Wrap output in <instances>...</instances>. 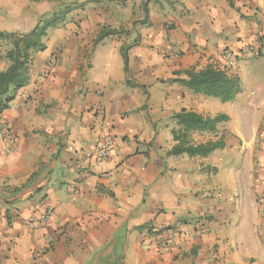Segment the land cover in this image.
<instances>
[{
    "label": "crops",
    "instance_id": "0c3cea01",
    "mask_svg": "<svg viewBox=\"0 0 264 264\" xmlns=\"http://www.w3.org/2000/svg\"><path fill=\"white\" fill-rule=\"evenodd\" d=\"M56 2L0 0V19L27 33ZM148 18L124 64L142 85L96 79L94 51L81 78L83 36L33 55L29 84L0 113L16 139L8 153L0 136V264H264V0H176L151 5ZM247 44L261 54L243 56ZM209 64L240 77L234 100L173 82ZM183 109L226 115L215 133L193 134L224 146L171 154Z\"/></svg>",
    "mask_w": 264,
    "mask_h": 264
},
{
    "label": "trees",
    "instance_id": "16d2710c",
    "mask_svg": "<svg viewBox=\"0 0 264 264\" xmlns=\"http://www.w3.org/2000/svg\"><path fill=\"white\" fill-rule=\"evenodd\" d=\"M63 4L68 6L65 2L60 3V5ZM67 12L68 10H54L50 19L40 25L38 24L28 33L0 30V41H6L10 45V49L6 52L9 66L0 71V113L10 107L9 104L14 99L15 93L29 84L33 55L47 49L44 38L48 35V30L57 26L64 19ZM115 33V30L107 31L103 28L95 40V44ZM121 52L127 70L128 51L122 48ZM176 75L178 77L174 78L173 82H178L196 93L220 98L224 102L234 100L241 91L239 76L228 74L225 69L213 64L201 69L195 67L185 69L177 72ZM173 118L176 120L177 127L172 131L176 144L171 149V154L206 157L216 149L224 146V142L220 139L195 143L193 134L197 132L215 133L218 129V123L227 120L226 115L219 114L211 117L183 109L175 113Z\"/></svg>",
    "mask_w": 264,
    "mask_h": 264
},
{
    "label": "rangeland",
    "instance_id": "374dc122",
    "mask_svg": "<svg viewBox=\"0 0 264 264\" xmlns=\"http://www.w3.org/2000/svg\"><path fill=\"white\" fill-rule=\"evenodd\" d=\"M65 1L68 6L60 5L61 2L53 4V9L41 14L35 25L26 24L28 32L33 30L38 24H42L50 19L55 11H66L65 17L57 26L48 30V35L44 38L45 43L51 39H58L66 36L68 39L78 40L83 36L85 44L80 45L79 51L84 56V66L80 69L81 78L87 77V69L91 66L90 58L94 51L92 76L96 79H106V85H142L137 82L140 77L127 74L124 68L122 48L129 51L140 35V30L148 24L151 5L163 3H175L176 0H59ZM40 15V14H39ZM38 16V15H37ZM97 19H100L99 21ZM32 20V19H31ZM97 20V22H96ZM33 21V20H32ZM111 21H117L110 23ZM9 22H17L14 18L4 16L0 19V30L11 31L14 26ZM29 26V27H28ZM105 28L107 31L115 30L116 33L95 44L100 31ZM172 26L169 25L168 29ZM27 32V33H28ZM73 43L75 41H72ZM61 48V49H60ZM62 46L57 44L52 47L53 54L62 50ZM10 45L6 41H0V61L6 58V52ZM9 63L8 59L6 60ZM46 74V72H44ZM136 79L137 82L133 79ZM132 79V80H129ZM141 82V81H140ZM101 83V82H98ZM151 84V83H150ZM250 85V83H246ZM221 103V100H218Z\"/></svg>",
    "mask_w": 264,
    "mask_h": 264
},
{
    "label": "built area",
    "instance_id": "2783aa9c",
    "mask_svg": "<svg viewBox=\"0 0 264 264\" xmlns=\"http://www.w3.org/2000/svg\"><path fill=\"white\" fill-rule=\"evenodd\" d=\"M262 38L263 37H261V40H262ZM246 47H247V49L245 51H243V56L246 55L248 57H251V56H256V55L261 54V46L260 45L256 46L254 44H247ZM231 55H232V52L226 50L223 53V58L229 59L231 57ZM0 136L2 137V139L5 142L6 151L8 153L13 152L14 147H15V143H16L15 136L12 133L8 124L4 120H1V119H0ZM110 145H111V143L109 141L104 142L102 144H98L94 150L95 151V154L93 155L94 158L97 161H102L105 158H107L110 155L109 154L110 153ZM261 169H262V172L264 173V163L261 165ZM259 200H260L261 207L264 209V187L261 191ZM51 214H52V209L48 208L42 213L41 218L43 220H47ZM29 222L33 227H36L39 225V223H38V221H36V219H29ZM172 242H173L172 238L161 237V238H159L158 244L160 245L161 248L165 249V248L170 247L172 245Z\"/></svg>",
    "mask_w": 264,
    "mask_h": 264
}]
</instances>
